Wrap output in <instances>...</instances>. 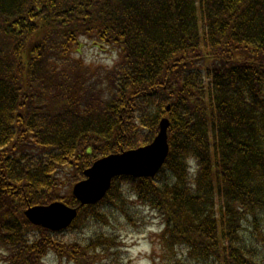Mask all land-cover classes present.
Masks as SVG:
<instances>
[{"label":"trees","instance_id":"16d2710c","mask_svg":"<svg viewBox=\"0 0 264 264\" xmlns=\"http://www.w3.org/2000/svg\"><path fill=\"white\" fill-rule=\"evenodd\" d=\"M86 39L116 51L111 67L72 58ZM162 117L169 153L158 173L114 178L100 202L79 207L70 187L83 171L150 143ZM123 195L159 216L167 253L183 251L162 264H264V0H0L5 263L42 264L55 250L106 261L112 240L63 250L54 240L104 218L111 197L122 211ZM53 201L79 208L68 228L27 221L26 207Z\"/></svg>","mask_w":264,"mask_h":264},{"label":"rangeland","instance_id":"374dc122","mask_svg":"<svg viewBox=\"0 0 264 264\" xmlns=\"http://www.w3.org/2000/svg\"><path fill=\"white\" fill-rule=\"evenodd\" d=\"M71 56L74 60H80L83 66L91 67H111L117 60L115 50L99 47L87 39L83 40L79 52H74ZM141 138L142 135L138 137V142ZM122 194H125V188H122ZM111 198L98 208L104 218L96 219L97 221L80 220L71 232L58 235L54 246L63 250L65 243L62 242H84L86 239L88 242L97 237L106 243L109 242L106 239L112 240L111 244L109 243L111 252L107 260L99 264H162L164 258H181L182 250L167 253L161 246L162 222L156 213L147 210L135 198L127 195L122 196L125 202L121 211L117 209L120 200ZM248 233L249 231L246 232ZM88 250L91 255L95 252L97 258L101 259L99 248L88 247ZM60 252L55 250L48 253L43 257L42 264H77L70 256L65 255L64 251L63 254ZM9 255L11 256V253H0V264H6L5 258Z\"/></svg>","mask_w":264,"mask_h":264},{"label":"water","instance_id":"95a60500","mask_svg":"<svg viewBox=\"0 0 264 264\" xmlns=\"http://www.w3.org/2000/svg\"><path fill=\"white\" fill-rule=\"evenodd\" d=\"M168 127L169 121L163 117L159 121L157 134L149 144L95 160L84 170L85 178L73 185L74 198L80 205L95 204L106 194L114 177H154L168 156ZM24 215L33 225L60 231L74 220L77 208L55 201L48 205L28 207Z\"/></svg>","mask_w":264,"mask_h":264}]
</instances>
